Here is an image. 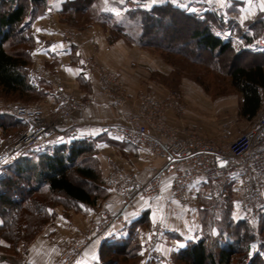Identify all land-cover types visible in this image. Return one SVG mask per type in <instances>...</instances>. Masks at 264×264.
Masks as SVG:
<instances>
[{"label":"trees","instance_id":"obj_1","mask_svg":"<svg viewBox=\"0 0 264 264\" xmlns=\"http://www.w3.org/2000/svg\"><path fill=\"white\" fill-rule=\"evenodd\" d=\"M93 2L64 1L59 14L85 15L96 8ZM44 5L45 0H0V93L6 97L22 98L35 89L28 74L35 42L31 21L25 20L27 15L34 20ZM126 15H139L141 45L171 50L198 60L207 57L214 69H225L230 85L242 97L239 115L246 120L256 116L262 102L260 93L264 92V47L259 51L236 50L233 30L237 25L229 20L220 23L209 11H189L171 3L149 10L127 11ZM98 18L111 21L113 17L100 10ZM260 23L263 19L257 18L250 26ZM226 31L231 36L224 35ZM185 36L187 40H182ZM239 36L250 41L247 34ZM247 58L251 59L243 62ZM36 83L39 85L38 80ZM22 125L15 118L0 115V130ZM94 150L93 141L75 139L48 145L39 153L19 156L7 166L0 178V238L10 243L13 251L21 241L31 242L53 218V214L48 213L49 208L62 206L77 210L81 204L94 205L107 196L96 168ZM200 200L201 237L186 242L184 248L174 253L173 263L264 264V217L259 220V234L263 239L258 245L260 249L246 263L247 246L253 237L248 222L233 220L230 196L219 201ZM220 214L222 217L218 219ZM146 223L149 220L144 212L128 225L125 238L103 242L94 264H140L138 228L145 227Z\"/></svg>","mask_w":264,"mask_h":264},{"label":"built area","instance_id":"obj_2","mask_svg":"<svg viewBox=\"0 0 264 264\" xmlns=\"http://www.w3.org/2000/svg\"><path fill=\"white\" fill-rule=\"evenodd\" d=\"M147 0H127L128 9L143 5ZM220 22L228 19L220 8L207 6ZM45 13L54 14L51 5ZM68 40L71 35L62 33ZM229 31L224 35L231 36ZM242 46L253 51L264 47V40L252 45L241 40ZM87 74L93 75L104 98L118 111V122L105 131L117 140L152 155L149 176L144 182L135 180L132 174L111 173V193L119 201L117 210H101L97 217L73 240L61 243L58 255L52 264H78L84 250L100 238L110 227L124 225L126 213L136 201L160 200L180 208L189 206V196L197 193L203 200L219 201L230 196L234 204L235 218L253 223L264 217V100L250 127L224 143L206 139L192 127L170 126L166 110L170 103L162 104L151 94L127 95L118 76L97 64L92 59L83 62ZM39 78L50 77L48 70H41ZM90 105L61 91L56 93V119L67 120L74 113ZM0 114L20 121L28 128L19 136L12 150L0 161V178L7 166L19 156L39 153L46 149L49 140L57 131L56 124L44 122L37 113L21 107L0 111ZM84 141H90L88 138ZM167 183V192H165ZM160 232L156 223L145 244L144 261L155 260L169 264L158 254L155 241Z\"/></svg>","mask_w":264,"mask_h":264},{"label":"crops","instance_id":"obj_3","mask_svg":"<svg viewBox=\"0 0 264 264\" xmlns=\"http://www.w3.org/2000/svg\"><path fill=\"white\" fill-rule=\"evenodd\" d=\"M64 1L67 0H52L51 6L55 13L48 15L43 8V11L34 18L31 24V33L35 42V47L31 53V59L34 63L32 67L33 69L45 67L52 69V75L48 79L35 76L39 81L38 90L43 95L40 102L41 108L46 114L55 109L58 91L77 99L90 101V105L74 113L67 120L58 119L57 131L51 138L52 140H49L48 145L88 138L95 143L98 150L102 151L106 150L109 144L125 146L136 152V159L132 162L133 167L128 172L132 173L136 181L144 182L149 176L153 160L152 155L117 140L105 131L106 127L118 122V111L102 96L96 78L86 73L83 64L84 60L95 58L105 69L112 71L119 77L127 95L134 96L139 92V76L131 68L136 59L131 60V58L139 55L138 48L131 49L122 40L109 45L107 34L97 23L90 25L87 31H75L74 40L62 37L59 32L66 27L57 22L56 14H59L61 4ZM126 1L109 0L103 3L101 11L112 15L115 20L121 21L123 15L129 10ZM230 1L234 0H147L143 4L145 6L141 7L149 10L154 6L171 3L173 6L186 8L189 11L204 12L205 8L210 5L225 8L229 6ZM259 6V11L264 12L261 10L260 1ZM227 17L230 20L229 15ZM152 93L160 102L170 103L166 110V120L170 126L189 125L181 115V111L176 108L177 105L172 96L160 88H154ZM114 158L115 166L118 161V167L122 169V160ZM165 192H167V183H165ZM200 199L199 194L192 192L189 196V207L185 209L171 202L163 205L160 200L136 201L126 213V223L110 227L100 238L92 241L80 256L78 264L97 262L100 245L105 241L125 238L128 225L140 218L144 212H147L149 226L142 231L141 238L144 241L148 239L150 236L148 229L160 222V232L155 247L163 256L170 257L184 248L186 242L194 241L200 236L199 226L196 227L194 233L180 231L178 238L174 235L177 231L176 228L178 230L183 228L178 225L179 221L183 226L189 222L190 211H196V221L199 225L197 211L201 205ZM118 208L119 201L112 193H109L105 198L98 199L94 205L81 204L77 210H64L60 206L55 207L52 210L53 218L30 243L26 255L20 261L22 264H52L61 243L78 237L101 210H117ZM93 255L95 259H93Z\"/></svg>","mask_w":264,"mask_h":264},{"label":"rangeland","instance_id":"obj_4","mask_svg":"<svg viewBox=\"0 0 264 264\" xmlns=\"http://www.w3.org/2000/svg\"><path fill=\"white\" fill-rule=\"evenodd\" d=\"M93 1L94 2L92 3V6L96 8L93 11L89 10L85 15L83 13H76L73 16L56 14L57 22L66 27L64 28V30L59 32L62 37H64L62 33H67L68 35H71L72 40H74L76 36L75 31L84 32L89 29L90 25L94 23L99 24L107 34V42L109 45L122 40L131 49H134L135 47L138 48L139 55L135 58H131V60L136 59V62L133 61L135 64L133 65V67L131 65V68H133V70H135V72L139 76V92L135 95L148 93L154 97L152 90L154 88H160L169 96L173 97V100L177 105L176 108L179 109L178 111H181V115L187 120L186 122L189 124L185 126L192 127L206 139L218 142L224 141V143H226L227 141H230L231 139L246 132L254 118L252 120H246L239 115L242 97L230 85L229 78L226 75L225 69H221L219 67H217V70L214 69V66L212 67L211 65H209V62L207 60L209 58L207 57H204L202 60H198L190 57L189 55L187 56L182 53H176L171 50L167 51L154 46L141 45L139 43V15L129 17L125 13L123 15V18H121V21H117L115 20V18H112L111 21H104L101 18H98V13L102 8L103 3L108 2L109 0ZM259 1L260 0H234L230 1L231 3L228 4L229 6H226L225 8H223L222 6L218 7L221 9L225 17L229 15V21L238 26L237 28L234 27L233 30V45L236 50L247 49L242 46L243 43L241 42V40L243 38L242 36H239L241 34H247V36L250 37V41H247L251 44L250 46H257L255 44L252 45V43L257 42L259 39L264 40V12L259 11ZM52 3V0H45V5L43 6L44 12L46 6L52 5ZM141 6L145 5H136L133 9H129L128 11L136 9L146 10ZM30 17V15H27L25 21H31L32 24L33 19L31 20ZM257 18H262L263 23L256 24L254 27H251L250 24ZM118 27H122V30H118ZM182 40H187L186 36ZM229 57L230 55L228 56V58H225V65L229 62ZM89 59L94 60L98 65L103 67L101 63L95 58ZM249 59L251 58H247L246 60H243V62L248 61ZM33 64V59H30L28 74L32 81H34V91L22 98L6 97L0 93V111L13 109L15 107H21L29 110L30 112L37 113V115L42 117L44 122H53L54 124H57L58 119H56L55 109H53L49 114H46L42 111L40 102L43 95L40 90H38V85L36 83L37 79L35 78V76L39 78L38 73L43 69L48 70L51 77L52 69L46 67L42 69H33ZM260 95L263 101L264 92H261ZM77 100L84 102V100L82 99ZM160 103L165 104L166 102ZM27 128L28 125H22L19 127H8L6 129L0 130V161L4 156L9 154L13 146L18 141L19 136ZM93 155L96 158V168L99 171L102 179V185L105 187L107 195L112 192L111 183L109 181V174L119 172L132 174L131 172H128L130 171L129 169L133 167L132 162L136 159V152L132 151V149L130 150L125 146L109 144L108 148L102 151L98 150L95 146ZM114 157H116V159L122 160V169L118 167V161L116 162L115 166ZM54 209L55 207L49 208L48 213L53 214L54 216V213L52 211ZM234 209L235 207L232 202L230 213L231 216H233V220L237 221L235 218ZM189 214H191L189 215L190 217H188L190 218V220L185 226L180 224V221L178 222V225L183 228L180 230L176 228L177 231L174 234L176 238L179 237L180 231L186 233H194V230L196 229V227L198 228V226L200 227V236L198 237V239L201 237L202 228L199 222V217V225L196 221V211H190ZM219 217H222L221 214L218 215V219H220ZM48 223L44 226V228L48 225ZM148 226L149 223H146L145 227H141L140 229H138V253L140 258L139 263L144 264L146 262H152L155 264H160L153 259L144 261L143 253L145 250V244L148 239L144 241V239L141 238V235L142 231ZM248 227L249 233L253 238L247 246L246 263H248L251 258L256 253H258L260 249L258 245H260L263 241L262 237H260L259 234L258 220L256 221V223H248ZM152 228L153 227L149 228L148 231L151 232ZM31 242L25 244V242L21 241L16 245V251H13L10 243L0 238V264H22L20 259L24 258V256L26 255L28 246ZM156 243L157 240L155 241V244ZM253 245H255V248L252 247ZM214 249L216 250L218 249V247L214 246ZM157 252L161 256V258L165 259L169 264H174L172 260L173 254L170 257H167L163 256L158 250Z\"/></svg>","mask_w":264,"mask_h":264},{"label":"snow or ice","instance_id":"obj_5","mask_svg":"<svg viewBox=\"0 0 264 264\" xmlns=\"http://www.w3.org/2000/svg\"><path fill=\"white\" fill-rule=\"evenodd\" d=\"M261 3V10H264V0H260ZM253 248H255V245L252 246ZM93 259H95V256L93 255Z\"/></svg>","mask_w":264,"mask_h":264}]
</instances>
